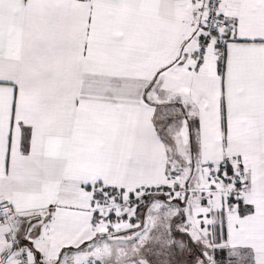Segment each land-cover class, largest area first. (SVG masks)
Segmentation results:
<instances>
[{
  "label": "snow or ice",
  "instance_id": "1",
  "mask_svg": "<svg viewBox=\"0 0 264 264\" xmlns=\"http://www.w3.org/2000/svg\"><path fill=\"white\" fill-rule=\"evenodd\" d=\"M0 264H264V0H0Z\"/></svg>",
  "mask_w": 264,
  "mask_h": 264
}]
</instances>
